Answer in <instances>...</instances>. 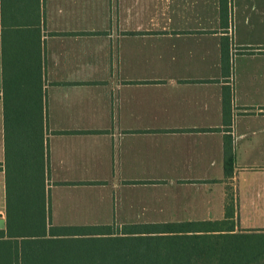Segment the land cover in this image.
<instances>
[{"label": "crops", "instance_id": "1", "mask_svg": "<svg viewBox=\"0 0 264 264\" xmlns=\"http://www.w3.org/2000/svg\"><path fill=\"white\" fill-rule=\"evenodd\" d=\"M4 41L41 50L51 226L264 229V0H0L6 227Z\"/></svg>", "mask_w": 264, "mask_h": 264}, {"label": "trees", "instance_id": "2", "mask_svg": "<svg viewBox=\"0 0 264 264\" xmlns=\"http://www.w3.org/2000/svg\"><path fill=\"white\" fill-rule=\"evenodd\" d=\"M20 48L9 49L4 41L6 227L0 229V264H264V229L236 230L234 222L227 227L189 224L133 228L128 232L132 236L51 226L41 50L27 43ZM230 163L228 157L226 166ZM94 235L133 238L144 243L146 250L126 252L113 263L57 254L62 251L56 248L59 243Z\"/></svg>", "mask_w": 264, "mask_h": 264}, {"label": "rangeland", "instance_id": "3", "mask_svg": "<svg viewBox=\"0 0 264 264\" xmlns=\"http://www.w3.org/2000/svg\"><path fill=\"white\" fill-rule=\"evenodd\" d=\"M236 6V2H235ZM241 14H235V28L241 27L240 23ZM118 228H112L114 234ZM120 230V229H119ZM58 255H64L69 258H79L86 262L92 260H102L115 262L122 259L127 252L134 253L146 250L145 244L133 238H115V237H102V238H88L84 240L68 239L59 243L56 246ZM101 261V262H102ZM104 262V263H106Z\"/></svg>", "mask_w": 264, "mask_h": 264}, {"label": "water", "instance_id": "4", "mask_svg": "<svg viewBox=\"0 0 264 264\" xmlns=\"http://www.w3.org/2000/svg\"><path fill=\"white\" fill-rule=\"evenodd\" d=\"M0 228L1 229L5 228V220L3 218L0 219Z\"/></svg>", "mask_w": 264, "mask_h": 264}]
</instances>
